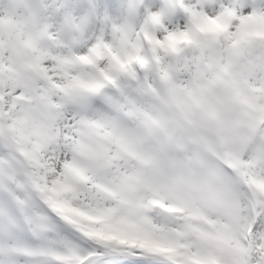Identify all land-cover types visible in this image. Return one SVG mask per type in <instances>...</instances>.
<instances>
[{
	"label": "snow or ice",
	"instance_id": "1",
	"mask_svg": "<svg viewBox=\"0 0 264 264\" xmlns=\"http://www.w3.org/2000/svg\"><path fill=\"white\" fill-rule=\"evenodd\" d=\"M0 264H264V0H0Z\"/></svg>",
	"mask_w": 264,
	"mask_h": 264
}]
</instances>
